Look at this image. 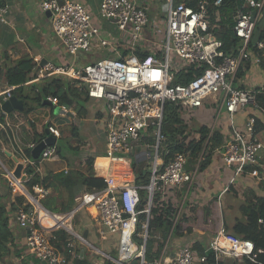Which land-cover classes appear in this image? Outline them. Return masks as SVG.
<instances>
[{
    "label": "built area",
    "instance_id": "1",
    "mask_svg": "<svg viewBox=\"0 0 264 264\" xmlns=\"http://www.w3.org/2000/svg\"><path fill=\"white\" fill-rule=\"evenodd\" d=\"M221 3L222 0H165V21L156 24L149 15L147 0H100V15L117 24L130 42L124 53L112 46L114 58H101L82 65H76L74 61L57 66L42 64L41 57L32 59L36 76L23 85L53 76H65L75 81V88L84 92L89 99L102 102L109 114V119L104 117V155L95 159L89 171L94 177L101 178L104 186L82 193L76 199L75 207L69 211L55 214L40 203L50 195L44 178L49 170L47 163L56 158L55 145L46 146L37 159L25 160V164H29L40 179L30 190L24 185L25 173V179L21 181L12 170L3 166L2 176L11 195L24 197L21 205L14 210V219L18 228L26 230L25 245L28 253L40 264H66L67 255L77 243L85 249L93 248L99 256L115 264H128L123 262L126 260L137 261L138 264H207L205 253L209 251L216 264L228 260L226 257L257 263V254L261 251H255L251 241L229 233L223 224L207 242L204 254H199L191 243L174 246V226L182 212L180 203L176 207L167 237L162 239L159 234L153 236L161 244L157 258H146V244L151 236L148 221L154 194H164L166 187H185L188 191L199 165L204 161L203 152L193 165L188 163L184 153H176L168 162L164 161L163 154L167 151H164L162 144L166 137L161 132V124L165 102H179L188 112L189 109H200L208 98H212L218 104V113L210 126L211 130L219 127L218 117L221 110H225L228 116L227 133L216 154L225 167L234 168L229 185L244 175L245 166L262 165L260 153L264 145L257 138L254 125L258 116L264 114L257 101V94L264 92V86L258 89L241 87L238 84V72L246 71V66L249 68V65H255L264 77V40L260 39L254 44L251 42L256 25L262 17L264 0H243L236 9L231 32L238 43L228 49L224 48L215 33ZM40 7L50 12L52 31L69 55H85L90 52L93 43L99 42L102 46L110 44L109 40L100 35L98 27L92 23L90 14L81 3L72 0H44ZM7 8L5 0H0V24H7ZM155 32L163 35L164 43L160 45L162 49L155 47L159 45L153 38ZM170 54L178 59L172 67ZM186 66L202 67L203 70L187 84L174 83L176 73ZM18 87L8 85L0 91V108L2 102L11 97ZM57 90L54 87L55 93ZM44 100L61 114L58 117L69 119L71 129L78 127L77 112L65 104H59L57 95L49 94ZM238 113L245 114L241 126H237L234 121ZM2 114L0 130L5 131V126L9 127L12 119L8 113ZM12 117L20 122L18 114ZM26 122L29 125L35 124L32 118ZM44 123L45 130L51 136L56 140L61 137L51 115L45 117ZM129 141L133 146H140L141 150L135 156L137 160H150V181L146 186L134 184L132 163L122 154L132 151ZM33 146L31 144L30 147ZM247 173L257 181L264 179V173L260 175L256 169ZM141 188H145L148 194L143 208H139ZM81 209L93 210L96 225L103 228H98L96 232L115 247L116 257L96 248L87 237H82L74 229L72 219ZM142 214H145V220L140 223ZM57 228L64 229L71 236L61 247L51 244L55 238L53 231ZM173 248L174 252L171 251Z\"/></svg>",
    "mask_w": 264,
    "mask_h": 264
},
{
    "label": "trees",
    "instance_id": "2",
    "mask_svg": "<svg viewBox=\"0 0 264 264\" xmlns=\"http://www.w3.org/2000/svg\"><path fill=\"white\" fill-rule=\"evenodd\" d=\"M243 0H222V3L219 9L222 12L220 14V19L217 21L215 33L217 37L223 42L224 48L228 49L231 46H235L238 43V39L231 32V25L233 21V15L236 9L242 4ZM218 9V11H219ZM222 10H225L223 12ZM259 22L256 25V28L260 30L261 37L264 38L263 31L258 27ZM248 69V66H246ZM203 70L202 67L196 66H186L176 73L174 83L187 84L192 78L200 73ZM21 74L23 77V82L28 81L25 76L26 73L19 66H14L4 71V78L14 75ZM243 76V71L238 72V77ZM30 80V79H29ZM75 81L65 77V76H53L51 78L44 79L39 86L35 84H29V92L23 93V85L13 91V95L17 98L23 100L24 102V114L29 112L31 108L28 107V102L32 101L33 104L41 106L44 100V97L49 94L57 95L58 103L65 104L69 108L76 109L77 117H80L85 114V109L79 105V99L88 100L89 97L84 93L79 91L74 86ZM54 87H57L58 90L54 92ZM36 90L38 92H36ZM257 101L264 110V92L257 94ZM187 114L184 107L179 102H165L163 119L161 124V132L166 137L164 143V151L167 153L163 154V159L165 162H168L174 157L176 153H184L187 156L188 163L193 165L199 155L203 152L204 161L198 167V171L205 172L208 167L211 165L214 155H216V150L221 147L225 139L226 133L220 130L218 127L211 130L210 125L201 124L196 129L194 126H191L190 119L184 116ZM0 120H3V114L0 110ZM255 134L260 133V129L264 131L262 122L259 121V118L255 121ZM31 135L30 142L35 143L43 137V133L37 134L34 131V124H31L30 127ZM225 131L226 126H225ZM197 133V136H192V134ZM77 131L75 128L72 129L71 135L77 137ZM150 141L152 139H149ZM24 147V146H23ZM24 151L28 152V147H24ZM58 148H56V153ZM0 154L5 157L4 151L2 150L0 142ZM2 161V159L0 158ZM94 156L87 157L85 160L87 171L81 168H72L66 172H58L52 175V179L49 176H45V180L51 184L52 180L56 181L63 189H65L69 198H66V201L62 202V208L64 211L71 210L75 204V198L73 195L74 188H82L84 191L98 190L103 188L104 183L101 178L94 177L89 174L91 168H93ZM137 162L144 161L143 159L137 160ZM3 162V161H2ZM260 166L258 165H247L244 167V175L256 169L260 175L264 173V161L260 160ZM134 172V184L138 186H146L150 181V171L148 166L140 169L136 165L133 166ZM24 173L26 180L24 182L25 187L30 190L31 186L40 182L39 178L35 175L33 168L26 164L24 168ZM144 182L145 184H139V182ZM259 184L263 186L264 190V179L259 181ZM147 190L145 188L139 189V195L141 197V202L139 208L146 206L147 198H144V195ZM233 191L235 189L232 184L227 186V192ZM236 193V192H235ZM241 197L244 199L243 203L240 205V218L237 219L232 226L230 227L229 233L236 236L240 239L249 240L253 243L255 251L260 250L261 253L257 254L256 262H251L246 260L247 264H264V196L258 195L252 188L245 187L241 193ZM154 198V196H153ZM216 198V197H215ZM237 198V197H235ZM24 201L23 196H16L13 206L17 207L21 205ZM154 202H152V207L150 211V218L148 221V232L157 233L162 239L167 237V234L172 226V218L176 211L177 202L175 200L168 202L162 208L154 207ZM214 201L207 203L203 206H197L192 204V202H186L184 205L185 210L181 212L174 230L176 232V237L187 236L192 233L193 228L202 227V229L217 230L220 226L219 218L217 217L216 209L213 205ZM12 205V204H11ZM84 212L79 210L74 216V220L78 219V216L82 215ZM145 220V214L140 215V223ZM262 220V222H259ZM140 224L138 226V229ZM227 227V226H226ZM55 238L51 241V244L55 247H61L65 245L69 239L70 235L62 228H57L53 231ZM12 232L9 226V216L8 211L5 205L0 203V262L3 264H8L5 262L6 255L9 251L10 245H12ZM148 242V241H147ZM152 250L149 245L146 244V258L148 260L153 259L154 255H157L160 250V245L158 240L151 241ZM194 249L199 252V254H204L203 249L201 248L200 243H197L193 246ZM80 248L79 244H76L74 250L67 255L66 264H92L87 258L86 253L84 252L83 257H80ZM207 257V264H216L214 256L205 253ZM136 262V261H133ZM10 264V263H9ZM101 264H114L112 261L103 258ZM219 264H229V261L226 260L219 262Z\"/></svg>",
    "mask_w": 264,
    "mask_h": 264
},
{
    "label": "crops",
    "instance_id": "3",
    "mask_svg": "<svg viewBox=\"0 0 264 264\" xmlns=\"http://www.w3.org/2000/svg\"><path fill=\"white\" fill-rule=\"evenodd\" d=\"M43 1L44 0H5V3L7 4V7H8L7 12L5 14L7 24H0V91L8 85L22 86L23 83H25L23 82V77L21 74H14V75L7 77L6 79L4 78V75H3L4 71L16 65L25 71L26 73L25 76L27 77L28 81L29 79L31 80L33 77H35L36 70L32 62V59L34 57H41L43 61L42 64L50 63L52 65H57V66L64 65V64H70L74 61L76 65H82V64H86V63L93 61V59L90 57V54H85V55L79 54L76 57H73L68 54L65 46L60 42V40L55 36V34L52 31L51 14L49 15L47 11L41 10L40 5ZM72 1H77L81 3L90 13V16L93 20L94 18L93 15L98 9V4L100 3V0H72ZM149 1H152V0H149ZM32 33L34 34V37L31 36ZM6 50H8L9 52L6 53L5 52ZM124 51H122L121 53H124ZM41 82L42 81H39L38 83L40 84ZM238 82H239L238 84L243 88L258 89L264 86V77L258 67H256L255 65H249L248 70L246 69V71H243V76L239 77ZM26 86H29V85L22 86L24 89L23 93L29 92V90H25ZM36 92L38 91L36 90ZM44 101L45 100H43L41 106H37L36 104H34L36 106L35 115H30L31 112L30 113L28 112L27 114L24 115L23 111L20 112L16 110H13L8 113L9 118H11L12 120L10 121L9 127L5 126V129H6L5 131L0 130V142L2 144V149L4 151L5 157L10 160L7 162L9 166L8 165L6 166V164L0 160V165L2 166V168L4 166L5 168L13 171L16 167V162L13 160V158H16L18 163H23L21 174L24 175V168L26 165L25 160L26 159L33 160L30 157V151L28 150V152H25L24 147L29 148L31 144L35 145V143L37 142V141L35 143L30 142V138L32 137L31 131H30L31 125H29L26 121L28 118H32L35 121L34 127L35 126H37L38 128L43 127V130H41V128L39 129L41 130L40 131L41 133L44 132L45 130L44 127L46 126V123H44L45 117L47 115L52 116L51 113H46L45 116L40 118V122H37L36 120V117H38L37 114H41V111H43V107H44L43 105H47V104H44ZM102 105L103 103L99 101V104L97 103L95 108L102 107ZM205 105L208 107L210 106L208 101L205 102ZM47 106H50V105H47ZM0 110L1 112H3L1 108ZM74 110L76 111V109ZM13 114L14 115L18 114L20 122L24 121V123L20 124V122L18 123L17 120H13V117H12ZM87 115H88L87 111L85 110L84 115L77 117L79 124H78V127H76L75 129L78 134L80 133V127L83 128V122H84V119L87 117ZM88 116L93 119V122L96 126L98 125L99 121L103 117L102 113H99L98 110L92 111L91 114H89ZM227 117L228 116L225 113V115L223 116L225 121H223V124L219 125L218 127L220 130H222L225 133H227L225 131ZM244 118H245L244 113L236 114V116L234 117V121L237 124V126H241L243 124ZM258 118H259V121L262 122V125L264 127V114L259 115ZM52 120L56 122V120L53 119V117H52ZM64 123L68 125L67 129H70L69 119L64 117V120L62 122L57 123L60 134H61L60 125ZM23 128H25V132H24L25 136L23 135V137L21 138V135H20L21 131L19 132V130ZM260 130H261L260 133L256 134V136L261 141V143L264 145V142H263L264 141V131H262V129ZM71 131L72 129L70 130V133ZM18 132H19V135H18ZM260 136H263V138ZM43 137H44V133H43ZM74 138H77V137H74ZM91 138L92 137H90V139ZM79 148H80L79 146L78 148H74L72 144L70 146L71 150H79ZM104 150H105V144H104V148L102 151H98L95 148H93L87 155H83L80 158L75 159L73 161L74 163L69 162V160L65 159V162L63 163V165L58 163V160L59 158L61 159V157H60V154L56 153L57 155H56L55 160L50 161V164L49 162L47 163L48 167L50 165L47 176L50 175V178H51L52 175L60 171L66 172L72 168H81L87 171L86 164L84 163L86 158L94 156V159H96L97 157H101L104 155ZM215 156L218 157L217 154L214 155L213 161L207 169V173H206L207 176L210 175L209 171L210 172L212 171L213 173L217 172L215 169L217 167V165L215 164V160H216ZM260 157H261V161L262 160L264 161V149L261 151ZM11 160H12V163H11ZM101 160L102 159H98V161H101ZM95 161L96 160H94L93 164H95ZM212 175H214V177L212 178H216L215 174H212ZM246 176H249L248 173H246L244 177ZM236 179H238V177ZM44 182L50 190V195L47 196L45 199H43L44 203H41V201L40 203L52 213L61 214V213L66 212L63 210L62 207H57L56 202L59 203L61 200L59 204L62 206V202L64 203L66 201V198H69L68 192L65 189H63L56 181L52 180V183L50 184L48 180H45L44 178ZM256 183H257V180H256ZM202 184L205 187V189L201 190V193L198 192L199 190H198V185H197L195 187V193L192 195V198H175L174 199L175 202H177V205L180 203L182 206V211H184L185 210L184 205L186 204V202H188V200L190 202L191 200L194 199V201H192V204H195L197 206H203L211 202L210 200L216 197L215 198L216 201H214L213 205H216L217 199L221 201L220 208H218L219 201H218V205L214 207L217 213L216 218H219L220 224H223L225 229L227 231H230L229 230L230 227L237 219L240 218L241 214L237 218L233 219V221L231 222L226 221L225 216L229 217V213L235 210L234 209L235 207L234 199H236V205H237L238 210H239L240 205L243 203L244 199L241 196L239 198H222L223 196L222 194L221 196H215L213 198V196L210 195V192L207 191L208 190L206 188L207 184L203 182ZM247 187L252 188V190H254L258 195L264 196V190H262L263 186H261V184L251 183ZM244 188L245 187H243V189ZM222 190H221V193H222ZM242 191L240 192V194L242 193ZM84 192L86 191H84L82 188L76 187L73 189V195L75 198V204L73 208L76 205V199ZM203 193L205 196L203 195ZM237 193L239 192L237 191ZM201 196H204V197L207 196L208 198H201ZM58 198H60V200ZM14 200H15V196L11 195L9 188L7 187L6 181L4 177L2 176V173L0 172V203L5 205L8 211L9 226L13 234L12 245H10L9 251L5 258V262H10V264H40L35 258H33L28 253V250L25 245L26 230L20 229L16 225V222L14 219V210L16 208L15 206H13ZM81 210L87 215L89 219L88 222L91 224L90 228L84 229V230H87V238H89L91 230H92V233L95 234L94 228L95 226H97L96 225L97 223L92 215L93 210L91 209L90 210L81 209ZM72 224H74V217L72 219ZM216 231L217 230H210V231L206 229L204 230L202 229V227L197 226L196 228H193V231L191 234L184 236L185 238L175 236L173 240V244L174 246L179 247L180 245L184 243H191L192 246L196 245L197 243H200L201 248L204 249L207 242L215 234ZM110 237H113V236H110ZM171 251L174 252L175 248H173ZM0 264H3V263L0 262Z\"/></svg>",
    "mask_w": 264,
    "mask_h": 264
},
{
    "label": "rangeland",
    "instance_id": "4",
    "mask_svg": "<svg viewBox=\"0 0 264 264\" xmlns=\"http://www.w3.org/2000/svg\"><path fill=\"white\" fill-rule=\"evenodd\" d=\"M147 5L149 7V15L150 17H153L154 22L156 24L164 22L165 21V0H152L149 1L147 0ZM87 10V9H86ZM223 12H225V10H222ZM220 14L222 15L221 10L219 9ZM89 13V12H88ZM90 14V13H89ZM94 18L91 21L92 23L98 27L99 31H100V35L102 37H104L105 39L110 41V44L106 45V46H102L98 43H93L91 45V49L90 52L87 54H90V57L93 59V61L99 60L101 58H114L115 57V52H113L111 50V47L114 46L117 48L118 51H124L126 49L129 48L130 46V42L127 41V39L125 38V34L123 33V31L119 30L117 27V24H115L114 22L109 21L107 18H103L100 13H99V4H98V9L97 11L94 13ZM258 27L263 31L264 33V9L262 11V17L259 20V25ZM32 37H34V34H31ZM125 38V39H123ZM153 38L159 43V45L157 44L155 47L156 48H161L160 45H162L164 43L163 40V35L159 32H155L153 34ZM264 40V38H262ZM162 49V48H161ZM92 61V62H93ZM178 61L177 58H175L173 56V54H170L169 57V62L171 64V67L174 66V64ZM36 86H39L40 84L38 82L33 83ZM30 86H26L25 90H29ZM79 105H81V107H83L86 111L87 114H91L92 111L94 110H98L99 113H102L103 118L99 121L98 125L96 126L93 122V119L90 118L88 115L87 117L84 119L83 122V128L80 127V133L78 134L77 138H74L71 133H70V129L68 128L67 124H61L60 125V129H61V137L57 139V142L55 144L56 148H58V154H60L61 159L59 158L58 163L62 164L65 162V159L69 160V162H73L75 159L80 158L83 155H87L93 148H95L98 151H102L104 148V144H105V128H106V120H104L105 116H107V118L109 119V114L107 109H105V107H99V108H95V106L97 105V103L99 104V101L95 100V99H88V100H83V99H79L77 100ZM208 102L209 104L211 103V106H203L199 109H189V111L187 112V114H185L184 116H186L187 118L190 119V123L191 126H194V128L196 129L198 126H200L201 124H208L210 126H212L213 121L215 116L218 113V104L213 102L212 98H208ZM43 111H41V114H37L38 117H36L37 122H40V118H42L43 116L46 115V113H51L53 119L56 120V123H60L64 120V117H58V112L56 111V108H51L50 106L47 105H43ZM28 107H30L31 109L28 110L30 115H35V109L36 106L32 103V101L28 102ZM24 112V110H23ZM28 113V112H26ZM25 115V114H24ZM225 115V110L222 109L220 112V115L218 117L217 120V126L223 124V121H225V119L223 118V116ZM58 117V118H57ZM46 127V126H45ZM44 127V128H45ZM41 128V127H39ZM37 126L34 127V131L39 134V132L41 130H43V127L41 128V130L39 129ZM21 131L20 135L21 138L23 137V135L25 136L24 132H25V128L20 129L19 132ZM39 131V132H38ZM18 132V135H19ZM192 136H197V133L192 134ZM90 137L92 138L90 139ZM263 138V136H260ZM261 138V139H262ZM149 141V140H148ZM264 142V141H263ZM24 143V142H23ZM71 144L73 145L74 148H78V146L80 147L79 150H71L70 146ZM8 145V144H7ZM129 145L132 146V151L131 152H122V154L125 157H128L130 159V162L132 163V166L136 165L137 168L143 169L145 167L150 165V160H144L142 162H137L136 161V154L141 150L140 146H133L132 143L129 141ZM2 146V144H1ZM9 146V145H8ZM3 150V149H2ZM0 158L2 159L3 163L6 164V166L8 165V161L10 159L7 158H3V156L0 154ZM216 160H215V164L217 165L216 169V173H212L209 171L210 175H206L207 170L205 172H201L197 171L196 177L193 181V184L191 186V188L187 191V189L185 187H175V188H168L166 187L164 189V194L161 193H155L154 194V198H153V205L154 207H159L162 208L165 204H167V201L169 200H173L175 198H183V196L186 194L185 198H192V195L195 193V187L198 185V192L201 193V190L205 189V187L203 186L202 182L207 184L206 188L208 189L207 191L210 192V195L213 196V198L215 196H221V194L223 195L222 198H239L241 196L240 192L242 191L243 187H247L249 186L251 183H255V184H259V181H257L256 183V179L251 178L249 176L244 177L245 175H240L238 177V179H235L232 181V185L234 187V189L236 190V193L233 191H230L227 193V190L224 191V189L229 185V183L231 182V178L234 172V168H227L225 167L224 163L221 161L220 157L215 156ZM12 163V160H11ZM74 163V162H73ZM50 164V161H49ZM9 166V165H8ZM50 168V165H49ZM0 172L3 173V168L0 165ZM216 175V178H212L214 177V175ZM139 184H145L144 182H139ZM223 189V190H222ZM222 190V193H221ZM187 191V192H186ZM237 191L239 193H237ZM145 193V191H144ZM204 195V193H203ZM205 196V195H204ZM201 196V198H208L207 196L204 197ZM144 198L148 199V194L146 196V193L144 195ZM60 200V198H58ZM216 201V199H211L210 201ZM235 200V207L231 213H229V217L225 216L226 221L231 222L233 221V219L237 218L238 216H240V212L237 209V205H236V199ZM194 201L191 200L190 202ZM218 199H217V203L215 206L218 205ZM61 202V200H60ZM59 202V203H60ZM189 202V200H188ZM41 203H44V200H41ZM59 203L56 202L57 207H62ZM220 204L221 201H219V205L218 208H220ZM89 219L87 217V215L85 213H83L82 215L78 216L77 220H74V224L73 227L74 229L78 232V233H83V230L85 228H90L91 224L88 222ZM103 229L101 226L97 227L95 226V234L92 233V230L90 232V236L88 238V240L98 249L105 251V252H109L112 256L116 257L117 254V250L115 249V247L111 246L110 243L107 242V240L102 239L101 236H99V234L96 232L97 229ZM157 233H151L150 238L148 239L147 245H149L148 247L152 248V244L151 241H155L153 239V236L156 235ZM79 244V243H77ZM107 247H106V246ZM85 253H86V258L93 264H101L103 261V258L101 256H99L100 254H98L93 248L91 247H86L85 249ZM157 255L153 256V259H156ZM226 259H228L227 261H229V264H246V262L244 260H237L236 258H232V257H226ZM124 263H128V264H138L137 261L133 262L131 260H126L123 261ZM8 264L10 262H7ZM114 263V262H113ZM115 264V263H114Z\"/></svg>",
    "mask_w": 264,
    "mask_h": 264
},
{
    "label": "water",
    "instance_id": "5",
    "mask_svg": "<svg viewBox=\"0 0 264 264\" xmlns=\"http://www.w3.org/2000/svg\"><path fill=\"white\" fill-rule=\"evenodd\" d=\"M48 14L50 15V12H48ZM260 37H261L260 31L258 29H255L252 37V43L253 44L256 43L260 39ZM41 63H43V61ZM44 104L50 105L46 101H44ZM1 109L4 113H9L13 110L22 112L24 110V102L23 100L17 98L15 95H12L1 104ZM55 143H56V139L53 136H51L47 130H44V138L38 140L33 147L28 148V150L30 151L31 159H37L39 157L40 152L46 146H53L55 145ZM13 160L16 162V167L12 171L14 176L19 178L20 180H24L25 176L21 174L23 163H18L16 158H13ZM186 168L190 169V167H188L187 165ZM81 235L82 237L86 238L87 230H84ZM84 252H85V248L81 247L79 252L80 257H83ZM208 253H210V251Z\"/></svg>",
    "mask_w": 264,
    "mask_h": 264
},
{
    "label": "clouds",
    "instance_id": "6",
    "mask_svg": "<svg viewBox=\"0 0 264 264\" xmlns=\"http://www.w3.org/2000/svg\"><path fill=\"white\" fill-rule=\"evenodd\" d=\"M256 29H257V28H256ZM258 30H259V29H258ZM259 31H260V30H259ZM260 34H261V32H260ZM260 39L263 40L262 37H260ZM260 39H259V40H260ZM251 42H252V40H251ZM252 44H253V43H252ZM43 133H44V132H43ZM55 144H56V143H55Z\"/></svg>",
    "mask_w": 264,
    "mask_h": 264
}]
</instances>
